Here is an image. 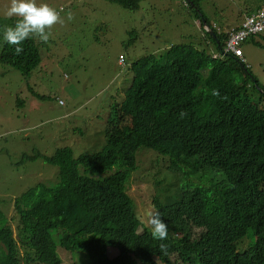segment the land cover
I'll list each match as a JSON object with an SVG mask.
<instances>
[{
  "label": "trees",
  "instance_id": "16d2710c",
  "mask_svg": "<svg viewBox=\"0 0 264 264\" xmlns=\"http://www.w3.org/2000/svg\"><path fill=\"white\" fill-rule=\"evenodd\" d=\"M110 1L137 10L142 0ZM202 1L185 0L213 31L205 32L209 46L222 51L228 35L209 23ZM0 42V63L23 76L41 63L34 38L19 55ZM129 69L133 81L107 119L103 150L76 158L66 147L32 157L57 167L58 182H39L15 199L17 238L0 197V264H264V86L234 56L215 59L187 44ZM251 81L256 98L248 95ZM140 148L168 157L173 173L186 165L195 174H219L183 187L177 198L163 197L165 203L154 197L153 210L169 228L163 242L142 223L127 191ZM50 202L54 214L39 207ZM80 236L86 241L74 245Z\"/></svg>",
  "mask_w": 264,
  "mask_h": 264
},
{
  "label": "rangeland",
  "instance_id": "374dc122",
  "mask_svg": "<svg viewBox=\"0 0 264 264\" xmlns=\"http://www.w3.org/2000/svg\"><path fill=\"white\" fill-rule=\"evenodd\" d=\"M249 1L255 0H203L201 9L213 27L228 32L245 15L258 10L248 11ZM37 3H47L65 17L64 24L53 27L48 43L34 39L40 44L41 63L29 77L0 63V197L10 205L5 208L6 225L13 228L15 199L39 182L48 187L58 182L57 167L32 157L39 153L52 157L66 147L76 158L103 150L107 119L115 103L123 99V89L133 81L129 69L133 62L149 55L159 58L177 44L223 55L209 46L200 26L203 18L188 8L185 0H142L137 10L110 0ZM9 5L10 0H0V39L4 26L16 21L4 14ZM68 12L74 15L72 21L66 19ZM242 49L247 67L264 86V33L248 39ZM121 56L125 57L124 67L119 63ZM253 86L251 81L248 95L254 93L252 98H256ZM137 159L127 191L146 226L154 212L155 196L162 201L173 194L177 198L183 187L204 185L219 175L214 171L195 174L186 165L179 169L182 174L173 173L168 157L146 148L138 150ZM172 188L174 193L168 190ZM39 207L48 214L55 212L53 202ZM81 240L86 237H76L73 244ZM61 254L66 259L72 257L65 250Z\"/></svg>",
  "mask_w": 264,
  "mask_h": 264
},
{
  "label": "clouds",
  "instance_id": "9594fccd",
  "mask_svg": "<svg viewBox=\"0 0 264 264\" xmlns=\"http://www.w3.org/2000/svg\"><path fill=\"white\" fill-rule=\"evenodd\" d=\"M260 9H258V10H260ZM258 10H256V11H258ZM256 11H254L253 13H255ZM253 13H251L249 15H252ZM4 14L8 18H13V17L16 18L14 25H11V26L5 25L4 26L3 32H2V39L6 44L14 47V51L17 55H19L23 52L22 45L26 40H28L30 38H34V39H38L42 43L46 44L52 38L53 27L57 24H64L65 23V17H62L60 12L57 11V9H55L54 7L50 6L47 3H39L38 4L37 0H10V5L6 8ZM249 15H245V17L249 16ZM66 19L68 21H72L74 19V15L71 12H68L66 14ZM242 22H241V24H242ZM200 26H201V29L204 31V34H205V32L213 33V31L211 30V28L209 27V25L207 24V22L204 19L200 22ZM239 26H234L232 29L238 28ZM232 29H230V30H232ZM261 34H259V35H261ZM204 36L207 39L206 34ZM253 37H255V36H253ZM253 37H251V38H253ZM251 38H249V39H251ZM225 46H226V42H225V45H224L223 50H222L223 55H219L217 53L212 52L213 58H215V59L216 58H223L227 55H232L235 58H237L241 63H243V64L247 63V62H242L240 57L235 56L232 53L225 52V50H224ZM120 65L124 67L125 62H124V65H122V64H120ZM212 94L218 95V92L216 90H213ZM180 116H181V118H184L186 116V112L182 111L180 113ZM148 223L152 229L151 234H152L154 239H158L161 242H163L169 238L170 234H169L168 225H167V223H165V221L163 220V218L159 212L150 213ZM12 229L14 231V236L17 238L16 222L14 223V228L12 227ZM160 247H161V250L166 249V245L163 243H161Z\"/></svg>",
  "mask_w": 264,
  "mask_h": 264
},
{
  "label": "built area",
  "instance_id": "2783aa9c",
  "mask_svg": "<svg viewBox=\"0 0 264 264\" xmlns=\"http://www.w3.org/2000/svg\"><path fill=\"white\" fill-rule=\"evenodd\" d=\"M264 33V6L253 13L246 16L245 20L238 28H234L227 32L228 39L226 41L225 52L232 53L240 57L242 62H247L244 58L242 45L251 37ZM120 64L124 65L125 58H119Z\"/></svg>",
  "mask_w": 264,
  "mask_h": 264
},
{
  "label": "crops",
  "instance_id": "0c3cea01",
  "mask_svg": "<svg viewBox=\"0 0 264 264\" xmlns=\"http://www.w3.org/2000/svg\"><path fill=\"white\" fill-rule=\"evenodd\" d=\"M248 4H250L249 6H248ZM264 4V0H255V1H253V2H251V1H249V2H247V4H246V7H247V10L248 11H250V10H252V9H259L262 5ZM241 7L239 6V9H240ZM243 21V20H242ZM242 21H240L239 22V24L238 25H236V26H239L240 24H241V22Z\"/></svg>",
  "mask_w": 264,
  "mask_h": 264
},
{
  "label": "water",
  "instance_id": "95a60500",
  "mask_svg": "<svg viewBox=\"0 0 264 264\" xmlns=\"http://www.w3.org/2000/svg\"><path fill=\"white\" fill-rule=\"evenodd\" d=\"M206 24V23H205Z\"/></svg>",
  "mask_w": 264,
  "mask_h": 264
}]
</instances>
